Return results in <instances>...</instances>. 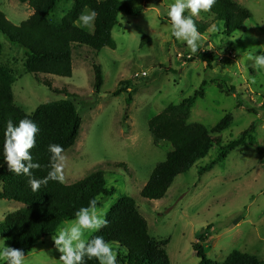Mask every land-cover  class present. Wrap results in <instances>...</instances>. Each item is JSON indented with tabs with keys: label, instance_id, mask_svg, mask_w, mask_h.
Instances as JSON below:
<instances>
[{
	"label": "rangeland",
	"instance_id": "1",
	"mask_svg": "<svg viewBox=\"0 0 264 264\" xmlns=\"http://www.w3.org/2000/svg\"><path fill=\"white\" fill-rule=\"evenodd\" d=\"M122 1L132 7L142 5L144 10L138 16L120 13L112 33L115 49L76 47L71 77L41 74L55 88L76 97L56 92L35 74L25 72L24 50L0 32V63L10 65L16 76L15 103L32 113L47 102H75L83 124L76 144L63 153V182L71 184L103 169L107 187L115 193L102 199L98 211L105 218L122 196H133L153 239L169 241L164 247L171 264H200L194 246L202 242L200 234L205 232L202 246L213 261H223L234 250L264 260V68L248 59L264 47V0H234L252 16L230 35L213 15L201 11L192 17L201 36V49L195 55L171 35L167 10L175 0ZM72 5L73 0H58L50 18L60 22ZM0 11L14 24L34 12L20 0H0ZM185 12L190 15V10ZM77 25L88 32L94 30V22L82 27L78 20ZM94 64L101 65L104 75L99 92L94 87ZM203 81L205 97L196 100L189 123H202L218 142L205 158L175 179L163 199H146L141 195L143 187L172 150L169 142L154 141L149 120L192 95ZM121 86L127 91L114 96ZM228 114L231 124L215 132ZM251 126L254 142L247 140L223 155L224 148ZM118 163L125 166H115ZM23 205L0 198V221ZM92 234L86 231L84 235ZM53 236H43L25 255L24 264H62ZM110 244L118 256L117 244Z\"/></svg>",
	"mask_w": 264,
	"mask_h": 264
},
{
	"label": "trees",
	"instance_id": "2",
	"mask_svg": "<svg viewBox=\"0 0 264 264\" xmlns=\"http://www.w3.org/2000/svg\"><path fill=\"white\" fill-rule=\"evenodd\" d=\"M20 1L28 3L34 10L33 14L20 24H14L0 11V32L12 45L24 50L25 72L35 74L50 89L60 93L65 91L71 97L76 95L55 88L52 80L41 77V74L71 77L73 50L76 47L115 49L116 42L112 33L119 23L120 13L138 16L144 10L142 5L132 7L122 0H73L71 9L60 22H56L50 18V14L57 8L58 0ZM87 8L97 13L93 32L77 25L80 15ZM206 13L222 23L227 35L240 29L252 16L248 8L234 0H216L212 9ZM184 15L189 14L185 12ZM94 73V87L99 92L104 82L101 65L94 64ZM15 81L12 67L0 63V198L24 204L20 209L6 214L0 221V235L9 246L23 250L26 255L43 236L54 235L64 222L73 220L78 209L88 206L93 200L96 201V207H99L104 197H110L115 192L108 189L103 169L91 171L71 184L49 180L36 192L29 185L28 176L17 175L9 170L2 155L4 133L9 120L18 124L19 120L27 117L40 128L36 134L35 146L30 150L33 162L40 164L38 169L31 170L33 177L38 180L45 179L51 170L48 145L60 144L64 153L76 144L83 124L77 105L71 99L47 102L39 105L34 112L27 113L15 103ZM205 85L206 81H203L192 95L183 98L178 104L167 106L149 120V130L154 141L169 142L172 150L152 171L141 191L144 198L151 201L163 199L175 179L191 169L197 161L205 158L215 142H218L202 123H189L196 100L205 97ZM124 91H127L126 87L121 86L113 95L117 96ZM127 101L130 104L132 96ZM231 120L232 116L228 114L215 126L214 131L225 130ZM253 129L254 126H251L239 139L229 143L224 148L223 155L226 156L231 149L245 144L247 140L254 142L255 138L251 135ZM262 161L264 163V156ZM115 166L125 164L118 163ZM105 219L108 221L107 226L91 236L102 235L109 243L117 244L119 264H171L164 247L169 241L156 242L153 239L148 221L140 213L133 196H122L107 212ZM206 234H200V241H205ZM202 242L194 246L197 256L201 258L200 264H264V260L256 255L239 250L232 251L223 261H213L208 257ZM83 264L99 262L95 258L89 260L85 257Z\"/></svg>",
	"mask_w": 264,
	"mask_h": 264
},
{
	"label": "clouds",
	"instance_id": "3",
	"mask_svg": "<svg viewBox=\"0 0 264 264\" xmlns=\"http://www.w3.org/2000/svg\"><path fill=\"white\" fill-rule=\"evenodd\" d=\"M215 3L216 0H175L167 10L171 35L184 42L192 55L201 49V36L192 17L201 11H210ZM186 10H190V15H184ZM96 15L95 10L82 13L79 17L80 26H90L95 21ZM248 59L254 62L255 67L264 68V47L250 54ZM39 131L37 123L27 117L19 120L18 124L9 120L4 133L2 153L10 171L29 177L28 183L33 192L38 191L41 185H46L49 180L61 183L64 180L62 175L64 150L56 143L48 145V152L51 154V170L48 176L43 180L33 177L31 170L38 169L40 164L33 162L30 150L35 146L36 134ZM107 224L108 221L103 213L98 211L95 200L88 206L78 209L75 218L65 222L53 236L56 248L62 253L60 257L62 264H83L85 257L89 260L95 258L99 264H119L114 247L102 235H93L90 238L84 235L86 231L99 232ZM24 258L23 250L13 248L4 239H0V264H24Z\"/></svg>",
	"mask_w": 264,
	"mask_h": 264
},
{
	"label": "built area",
	"instance_id": "4",
	"mask_svg": "<svg viewBox=\"0 0 264 264\" xmlns=\"http://www.w3.org/2000/svg\"><path fill=\"white\" fill-rule=\"evenodd\" d=\"M181 57H183V55L182 54H179ZM143 75H146V72H143Z\"/></svg>",
	"mask_w": 264,
	"mask_h": 264
}]
</instances>
